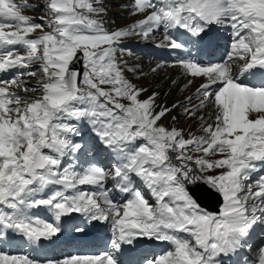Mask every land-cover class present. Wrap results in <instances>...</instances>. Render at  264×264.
<instances>
[{"label":"snow or ice","instance_id":"snow-or-ice-1","mask_svg":"<svg viewBox=\"0 0 264 264\" xmlns=\"http://www.w3.org/2000/svg\"><path fill=\"white\" fill-rule=\"evenodd\" d=\"M118 7L133 23L106 26L107 0H0V264H124L142 241L169 247L134 264H226L245 251L254 256L242 264H264V244L251 243L264 225V0ZM220 28L231 41L223 58L184 51L189 41L210 46ZM158 36V47L178 53L169 66L182 69L180 91L199 81L171 106L156 91L143 97L148 89L125 75L142 73L121 63L125 41ZM181 116L195 131L163 122ZM80 124L107 154L103 164L82 159ZM202 185L218 208L201 205ZM73 214L108 223L111 251L41 255Z\"/></svg>","mask_w":264,"mask_h":264},{"label":"bare ground","instance_id":"bare-ground-1","mask_svg":"<svg viewBox=\"0 0 264 264\" xmlns=\"http://www.w3.org/2000/svg\"><path fill=\"white\" fill-rule=\"evenodd\" d=\"M135 19H136V17H132V19H130V21L126 22L125 24L127 25V23H129L131 21L133 23V21ZM123 23H124V21H123ZM125 24H123V25H125ZM161 39H162V37L158 36L155 40L145 42V41H141L138 38H132V39L125 41V45L126 46L128 45V47H131L133 49V53L131 55L132 60L134 61L133 64L137 65V67L140 69L139 72L143 74V76H142L143 79L140 81V84L142 86L146 85L149 89V92H153V91L159 92L160 96H158V97H161V98L168 97L167 98L168 102H166V100L161 101L159 99H158V102L167 104L168 106H171L173 103H176L178 101L183 100L186 95L191 94V91H194V89L198 85L199 81H197L195 84H193L190 87V89L185 90L183 93L180 91V88L183 86V84L185 82V79H184L183 74H182V69H180L179 67L169 66V65H172L171 61L175 58V50H169V49H166L163 47H158L157 45L160 43ZM143 46H146L147 50L153 49L152 50V57H151V55H149V53H146V57L144 59L135 50L136 47H141V50L143 51L144 50ZM158 55L161 57L160 60L157 59ZM195 59L202 61L200 56H196ZM158 64L161 65V67L158 68L157 72L153 73L151 71V69L153 67H156ZM173 80L178 81V84L176 86L172 85ZM137 81H139V80H137ZM165 93H167V95H165ZM145 96H147V95H145ZM179 112H182V110L181 109L174 110L171 113V115H176V114L179 115ZM167 120H169V122L171 121L173 126H178L177 124L179 121L174 122L170 118H168V119H165L163 122L165 123ZM193 126L196 127L197 125L192 123L190 120H188V122L187 121L185 122L184 129L190 130L191 127H193ZM85 139H86V137H85ZM88 149H90L89 146H88ZM205 189H208V188H205ZM205 189L203 188V185H202L197 190L196 196L198 197V199L202 198L201 199L202 201H199L202 205L207 206L209 208H212V205H213L212 203L216 199V196L214 198V195L210 194L212 191L205 190ZM142 190H146V189H144L142 187ZM203 192H204V194H203ZM210 199H211V201H210ZM77 215L78 214H73L72 216L66 217L63 219L62 233H61L60 237L58 239H56L55 243L46 242L47 245L44 246V248L42 250H40L41 255L45 256L46 258H49V256L45 255V252H44L45 250L51 249L54 246H59L60 244L69 240L70 230L75 229V227L79 226L75 220ZM262 226H264V225H262ZM24 243L25 242H22L20 239H17V241H16L17 248L18 249L23 248ZM148 243L153 245L154 247H156L161 252L166 251L167 248L169 247V245L167 243H164V242L153 243V242H149V241H144V243H140L139 248H133L131 250V252H133V253L138 252V253H144V254L147 253ZM126 247H128V246H126ZM29 251H31V250H29ZM238 256L239 255L234 256L231 261H226V264H233V262L237 261Z\"/></svg>","mask_w":264,"mask_h":264},{"label":"rangeland","instance_id":"rangeland-1","mask_svg":"<svg viewBox=\"0 0 264 264\" xmlns=\"http://www.w3.org/2000/svg\"><path fill=\"white\" fill-rule=\"evenodd\" d=\"M33 2H35V0H33ZM127 2H128V0H107V3H108V12H107V14L105 16L106 26H108L109 28H117V27L126 26L125 23L128 22V21H130V19H132L133 16L129 15V12L127 10H124V9L118 7V5L123 4V3H127ZM25 14L26 15H29V16H34V17H38L40 15H43L42 12H39L38 13V12H34V11H26ZM123 21H124V23H123ZM130 23H132V21L129 22V23H127V25H129ZM123 24H125V25H123ZM143 48H144V50L142 51V55H140V56H142L144 58V55L143 54L147 53L148 50L146 49V46H143ZM135 50L139 53V50L141 51V47H136ZM132 53H133V49L131 47H128V45H127L126 46V50L123 53L120 54L122 56L121 63L124 65L125 68L136 67L140 71V69L137 67V65L133 64L134 61L132 60V56H131ZM125 75L127 76V78L129 80L133 81V83L139 85L140 87L142 86L140 84V81L143 79V77H142L143 74L142 75H137L134 72H127L126 71ZM26 79H28V82L30 84H32L33 86H35L36 81L34 79H31V78H26ZM137 80H139V81H137ZM142 87L148 89V87L146 85L145 86H142ZM150 94H151V92H149V89H148V92L143 93V97L146 98L147 96H145V95H150ZM167 98L168 97H164V98L158 97L157 99H159L161 101L166 100V102H168V99ZM181 113L182 112H179V115H181ZM186 121L188 122V120L184 119L183 116H181V118H180V120H179V122L177 124L178 126H175V127H177V128H183L184 129L185 122ZM165 125H167V126H173L172 125V122L171 121L169 122V120H167L165 122ZM78 126L80 128L81 133L82 132L83 133H82V135H80L78 137H74V139L77 140V141H79V142H81V143H83V144L85 143L84 144L85 147L87 145L90 148V150L87 149V148L84 149L85 156L82 157V158H84V159H90L94 155L96 159L99 158L100 160H104V161L107 160V154L105 152H103V151H98L97 147L95 146L98 143V141L95 138L94 133H93L91 127L88 126V125H86V124H80ZM196 127L193 126V127H191L190 130L195 131ZM185 131H188V130L186 129ZM85 137H86V139H85ZM139 187L142 189V187H143L142 184ZM65 250H66V248H65ZM242 257L243 256L241 255L239 257V259H242Z\"/></svg>","mask_w":264,"mask_h":264},{"label":"water","instance_id":"water-1","mask_svg":"<svg viewBox=\"0 0 264 264\" xmlns=\"http://www.w3.org/2000/svg\"><path fill=\"white\" fill-rule=\"evenodd\" d=\"M203 188L205 189V188H207V187H206V186H203ZM205 190H209V189H205ZM203 194H204V192H203ZM210 194H211V195H214V198H215V196H216V199H215V200L213 201V203H212V204H213V205H212V208H209V207H208V208H209V209H216V207H217V203H216V202H217V194L214 193V192H211ZM201 199H202V198H199V201H202ZM210 201H211V199H210ZM210 201H209V202H210ZM214 202H215V203H214Z\"/></svg>","mask_w":264,"mask_h":264}]
</instances>
